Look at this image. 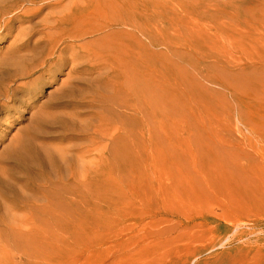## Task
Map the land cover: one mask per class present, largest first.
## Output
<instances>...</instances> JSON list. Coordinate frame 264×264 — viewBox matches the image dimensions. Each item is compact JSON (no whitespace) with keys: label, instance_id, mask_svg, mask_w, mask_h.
Masks as SVG:
<instances>
[{"label":"rangeland","instance_id":"374dc122","mask_svg":"<svg viewBox=\"0 0 264 264\" xmlns=\"http://www.w3.org/2000/svg\"><path fill=\"white\" fill-rule=\"evenodd\" d=\"M92 9L131 27L86 50L65 127L2 126L0 264H264V0Z\"/></svg>","mask_w":264,"mask_h":264},{"label":"bare ground","instance_id":"6f19581e","mask_svg":"<svg viewBox=\"0 0 264 264\" xmlns=\"http://www.w3.org/2000/svg\"><path fill=\"white\" fill-rule=\"evenodd\" d=\"M96 2L99 0H0V42L7 41L0 55V139L8 133L2 126L17 121L15 113L19 120L22 112L32 108L37 110L33 111L31 124L65 127L61 115L67 110L57 108L82 102L80 90L74 88L88 68L84 62L86 50L100 41L118 42L121 27L130 26L115 19L98 23V11L92 9ZM42 13L45 14L40 19ZM88 35L97 37L87 40ZM110 47L115 50V59L125 53L120 51H127L117 43ZM112 64L119 67L117 62ZM63 68H68L67 78L54 94L38 104V93L34 91L57 83L55 73ZM26 128L30 135L20 144V140H12L16 141L12 147L22 151L17 157L27 156L28 148L32 150L31 136H46V132L29 128V124Z\"/></svg>","mask_w":264,"mask_h":264}]
</instances>
